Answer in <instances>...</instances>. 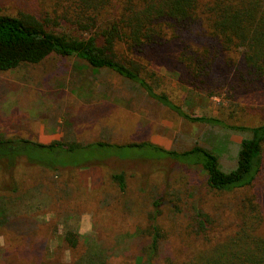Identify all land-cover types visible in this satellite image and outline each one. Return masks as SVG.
I'll list each match as a JSON object with an SVG mask.
<instances>
[{
    "label": "trees",
    "instance_id": "1",
    "mask_svg": "<svg viewBox=\"0 0 264 264\" xmlns=\"http://www.w3.org/2000/svg\"><path fill=\"white\" fill-rule=\"evenodd\" d=\"M39 17L0 12V71L39 64L50 55L75 56L92 70L106 69L147 97L192 122L222 127L242 135L235 166L222 170L218 155L201 145L164 149L150 142L115 144L97 140L82 144L54 140L43 144L0 134V190L14 194L11 177L22 162L55 173L66 155L78 165L102 163L104 158H137L124 148L148 149L154 157L199 167L204 175L166 193L151 189L144 225L134 235L146 244L135 261L124 264H264V215L259 197L248 193L264 173V122L226 124L214 116L185 112L172 77L160 74L156 52L176 48L171 76L187 93L212 97L225 86L246 94L264 85V0H41ZM60 28L64 29L60 31ZM163 56V54L159 55ZM236 83H235V82ZM176 95L177 97H175ZM138 159V158H137ZM140 159V158H139ZM66 165V166H67ZM2 172V173H3ZM1 173V172H0ZM111 178L126 189L122 172ZM244 192L234 204L229 200ZM258 197V198H257ZM229 207L228 209H224ZM233 221H231V220ZM179 239L185 255L165 254V244ZM79 233L55 237L66 243L72 260L65 264H111L84 257ZM64 264V263H62Z\"/></svg>",
    "mask_w": 264,
    "mask_h": 264
},
{
    "label": "rangeland",
    "instance_id": "2",
    "mask_svg": "<svg viewBox=\"0 0 264 264\" xmlns=\"http://www.w3.org/2000/svg\"><path fill=\"white\" fill-rule=\"evenodd\" d=\"M43 8L41 0H0V12L15 16L28 13L39 17ZM174 51V47L159 50L156 63H161L160 74L172 77L171 86L181 95L185 112L214 116L233 125L264 122V85L247 94L238 86L234 90L225 86L221 95L212 97L187 93L166 67ZM3 133L43 144L54 140L82 144L104 140L119 145L150 142L178 151L197 144L214 151L224 171L235 166L242 138L219 126L184 119L110 70H92L82 59L57 55L39 64L0 71ZM121 153L138 159L107 157L102 163L78 165L75 156L68 154V165L59 167L56 176L24 162L16 166L11 176L18 187L16 193L0 190V264L69 263L73 256L66 243L54 240L67 231L79 233L86 259L134 262L146 239L132 233L144 225L151 209V189L166 193L170 184L179 187L182 174L190 181L204 175L196 166L170 158L152 159L153 152L148 149L126 147ZM0 172L1 183L7 174ZM116 172L124 175L123 192L111 178ZM248 193L259 197L264 215V174ZM243 195L237 192L229 203ZM164 253L186 254L173 236Z\"/></svg>",
    "mask_w": 264,
    "mask_h": 264
},
{
    "label": "crops",
    "instance_id": "3",
    "mask_svg": "<svg viewBox=\"0 0 264 264\" xmlns=\"http://www.w3.org/2000/svg\"><path fill=\"white\" fill-rule=\"evenodd\" d=\"M42 131H43V129H42Z\"/></svg>",
    "mask_w": 264,
    "mask_h": 264
}]
</instances>
